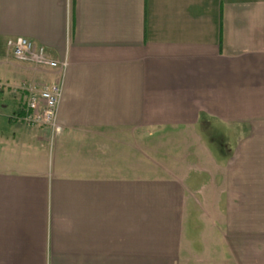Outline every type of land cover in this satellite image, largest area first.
<instances>
[{
    "label": "crops",
    "instance_id": "crops-1",
    "mask_svg": "<svg viewBox=\"0 0 264 264\" xmlns=\"http://www.w3.org/2000/svg\"><path fill=\"white\" fill-rule=\"evenodd\" d=\"M58 81L51 139L14 115ZM0 83V264H264V0H0Z\"/></svg>",
    "mask_w": 264,
    "mask_h": 264
},
{
    "label": "built area",
    "instance_id": "built-area-1",
    "mask_svg": "<svg viewBox=\"0 0 264 264\" xmlns=\"http://www.w3.org/2000/svg\"><path fill=\"white\" fill-rule=\"evenodd\" d=\"M5 49L18 63L60 71L66 66L65 62L58 64L52 60L45 47L26 38L6 39ZM3 88L0 83V92ZM19 91L24 95V102L20 114L14 115V119L28 127L46 128L51 139L59 135L62 128L57 122V111L62 96L61 82L41 85L23 83Z\"/></svg>",
    "mask_w": 264,
    "mask_h": 264
},
{
    "label": "rangeland",
    "instance_id": "rangeland-1",
    "mask_svg": "<svg viewBox=\"0 0 264 264\" xmlns=\"http://www.w3.org/2000/svg\"><path fill=\"white\" fill-rule=\"evenodd\" d=\"M204 131V130H203ZM211 133H204L205 136V140H206V145H208V148L211 150H218L219 147L222 149H232L233 146V141H234V136L232 133H228L225 132L223 129L221 128H216V127H212L210 128ZM225 240V239H223ZM234 244H237L239 247H242L243 245V241L245 242L243 246H245L246 250L252 251L254 253L255 256L257 255H263L262 253H264V243H258V240H261V238H234ZM220 248V247H219ZM202 248L200 247V249H196L197 252H201ZM195 251V249H193ZM216 250L218 251L217 247ZM249 253V252H247ZM218 258H221L222 253H218ZM251 256V255H250ZM264 257V255L262 257H260V259H262ZM187 258V257H186ZM189 258V257H188ZM188 260L189 262H191V264H194L195 260H193V258H189ZM252 258H253V254H252ZM255 260L257 258H254ZM245 260V259H244ZM221 261V260H219ZM246 261H253L251 260V258L249 257V255L246 257ZM231 262V260H230ZM254 262V261H253Z\"/></svg>",
    "mask_w": 264,
    "mask_h": 264
}]
</instances>
